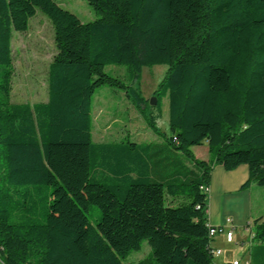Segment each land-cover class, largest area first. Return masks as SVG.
Masks as SVG:
<instances>
[{
	"label": "trees",
	"instance_id": "16d2710c",
	"mask_svg": "<svg viewBox=\"0 0 264 264\" xmlns=\"http://www.w3.org/2000/svg\"><path fill=\"white\" fill-rule=\"evenodd\" d=\"M86 1L99 17L84 22L56 0H0V264H213L211 170L245 164L242 187L264 186V0ZM37 9L56 49L47 99L11 102L12 35ZM159 64L150 105L139 82ZM106 85L162 140L93 141ZM204 142L208 158H196ZM249 228L264 244V215ZM142 241L151 254L125 263Z\"/></svg>",
	"mask_w": 264,
	"mask_h": 264
},
{
	"label": "rangeland",
	"instance_id": "374dc122",
	"mask_svg": "<svg viewBox=\"0 0 264 264\" xmlns=\"http://www.w3.org/2000/svg\"><path fill=\"white\" fill-rule=\"evenodd\" d=\"M62 7L78 16L81 21H91L97 17L86 0H56ZM13 74L11 80V102L34 103L47 99V68L56 52L53 29L49 19L36 10L29 19L28 28L24 32H13L11 41ZM123 67L110 65L106 67L113 75H121ZM166 65L159 64L142 69L139 87L145 98H156L153 91L162 79ZM161 97V116L156 124L158 129L167 132L168 101ZM150 104V103H149ZM93 141H109L119 139L124 133L137 141H151L162 137L153 133L142 115L127 101L123 93L110 86L98 89L92 99ZM153 134V136L151 134ZM196 146V145H195ZM196 156L208 157L207 145H197L192 149ZM61 154H59L60 156ZM59 161V162H58ZM57 163L60 166V160ZM62 167V166H60ZM61 174L62 172L59 171ZM63 174V173H62ZM260 186V185H259ZM259 188H264L260 186ZM258 197V196H257ZM88 217L92 223L100 217L96 206H91ZM146 241L140 248L132 250L125 263H134L150 255Z\"/></svg>",
	"mask_w": 264,
	"mask_h": 264
},
{
	"label": "crops",
	"instance_id": "0c3cea01",
	"mask_svg": "<svg viewBox=\"0 0 264 264\" xmlns=\"http://www.w3.org/2000/svg\"><path fill=\"white\" fill-rule=\"evenodd\" d=\"M201 145L207 144L204 142ZM196 146H192L191 150ZM195 157L208 158L200 153ZM247 179L248 167L245 164L230 171L216 165L210 172L207 221L213 226L231 228L233 232L231 242L226 241L223 233H216L212 237L211 247L220 250V254L213 257V264H231L236 260L238 264H264V244L253 239L252 230L249 228L254 218L264 215V188H259L253 182L242 187ZM226 218L231 219L229 224L225 223Z\"/></svg>",
	"mask_w": 264,
	"mask_h": 264
},
{
	"label": "built area",
	"instance_id": "2783aa9c",
	"mask_svg": "<svg viewBox=\"0 0 264 264\" xmlns=\"http://www.w3.org/2000/svg\"><path fill=\"white\" fill-rule=\"evenodd\" d=\"M230 222H231L230 218L225 219L226 224H229ZM216 233H223L225 235L226 241H228V242L232 241L233 232H232L231 228L224 229L222 226H213L212 225V227L209 228V236L211 237V239ZM210 246H211V244H210ZM211 253L214 257V256L220 254V250L214 249L211 247ZM238 263H239L238 260H236V261H233L231 264H238ZM245 264H248V262H246Z\"/></svg>",
	"mask_w": 264,
	"mask_h": 264
},
{
	"label": "water",
	"instance_id": "95a60500",
	"mask_svg": "<svg viewBox=\"0 0 264 264\" xmlns=\"http://www.w3.org/2000/svg\"><path fill=\"white\" fill-rule=\"evenodd\" d=\"M149 103H150V105H153V104L155 103V98H151V99L149 100Z\"/></svg>",
	"mask_w": 264,
	"mask_h": 264
}]
</instances>
